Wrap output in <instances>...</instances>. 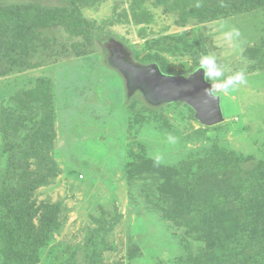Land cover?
I'll list each match as a JSON object with an SVG mask.
<instances>
[{"label": "rangeland", "instance_id": "obj_1", "mask_svg": "<svg viewBox=\"0 0 264 264\" xmlns=\"http://www.w3.org/2000/svg\"><path fill=\"white\" fill-rule=\"evenodd\" d=\"M207 6L215 5L0 0V264H25L11 255L24 247L38 249V264H235L233 240L218 246L201 214L178 212L181 198L161 189L164 179L132 175L145 151L210 191L205 200L219 209L228 201L234 218L244 214L250 188L222 159L235 152L244 173L264 166V0L249 13L190 15ZM73 14L89 23L83 31L54 20ZM222 24L240 30L238 50L219 39ZM110 38L138 64L160 58L169 75H189L212 53L226 75L244 70L248 83L221 97L224 121L207 127L184 103L129 98L109 64ZM42 84L46 94L32 95ZM45 114L53 139L36 143ZM245 254L264 264V224Z\"/></svg>", "mask_w": 264, "mask_h": 264}, {"label": "trees", "instance_id": "obj_2", "mask_svg": "<svg viewBox=\"0 0 264 264\" xmlns=\"http://www.w3.org/2000/svg\"><path fill=\"white\" fill-rule=\"evenodd\" d=\"M92 1L98 2L100 0ZM211 2L215 6H207L202 10H192L190 15H192L194 18L202 19L203 17H209V15L214 13L216 15L222 14L223 16H226L232 12L249 13L256 8V5L259 4L261 0H211ZM140 15L142 16V14ZM133 16L135 20L140 21L139 19L141 16H138L136 11H133ZM54 20L65 22L67 24L66 26L68 27V30L71 32H73L72 25L75 24V22H77L75 24L76 27H80L81 31H83L84 26L87 27L89 24L87 21H85V19L81 18L77 14H73V16L60 15L58 18L54 17ZM68 20L74 23L70 24ZM91 31L92 28L88 33ZM142 62L144 64L155 63L159 66L163 73L171 74L166 63H164L158 57L144 58ZM43 85L44 84L41 85L40 92L32 91V95L44 94L46 92V87ZM148 105L151 106L150 104ZM189 109L192 111V113H195L191 107H189ZM51 116L52 115L50 114L44 115L41 129L35 137L36 143L40 142L44 144L52 142L54 127ZM219 125L212 127L218 128ZM143 152L145 154L141 159L137 157V159L141 162L136 166L133 165L134 167L132 170V175L152 173L155 174V176L164 179L165 181L163 182L161 189L164 187L167 192L174 194L176 197L175 199L178 197L181 198L180 200L178 199V212H196L197 214H201V216L206 220L205 224L211 228L210 230L218 246H225L227 243H230L227 239H230L231 241L233 240L232 243L234 244L235 264H253L245 252L250 247L251 241L257 238L259 230L264 224V166L252 168L250 171L244 173L241 170L243 159L237 158L235 152H230V154L225 152L224 158L222 160L226 167L230 169V176L232 178L239 179L238 186L243 185L245 188H250L249 195L242 202V211L244 214L238 212L237 216L234 218L232 215L233 210L228 205V201H224V208L219 209V206L213 198L211 200H205L207 194L211 192H201L196 187L193 189L187 184V179L183 177V173L178 166H164L158 164L151 160L146 155L145 151ZM173 185H175L176 190H173ZM193 194L196 196V201L191 198ZM20 231L25 235V231ZM34 246L36 247V245ZM34 249L35 251L38 250L36 248ZM35 251H31V248L28 249L24 247L21 251V254L18 255L16 252H13L11 255H13L15 259H18L25 264H38L39 255ZM9 260H12V256H9Z\"/></svg>", "mask_w": 264, "mask_h": 264}, {"label": "water", "instance_id": "obj_3", "mask_svg": "<svg viewBox=\"0 0 264 264\" xmlns=\"http://www.w3.org/2000/svg\"><path fill=\"white\" fill-rule=\"evenodd\" d=\"M110 66L124 78L127 96L141 93L151 106L184 103L195 112V118L205 126H216L224 121L222 100H212L204 95L209 87L202 72L191 75H169L163 73L157 64L141 65L134 62L125 45L113 38L105 42Z\"/></svg>", "mask_w": 264, "mask_h": 264}, {"label": "clouds", "instance_id": "obj_4", "mask_svg": "<svg viewBox=\"0 0 264 264\" xmlns=\"http://www.w3.org/2000/svg\"><path fill=\"white\" fill-rule=\"evenodd\" d=\"M220 28L219 39L229 48L238 50L241 37L240 30L223 24L220 25ZM195 71L202 72L204 82L209 85V87L204 88V95L212 100L228 96L248 83L244 70H238L226 75V71L230 70L219 63L218 57L212 53L200 55Z\"/></svg>", "mask_w": 264, "mask_h": 264}]
</instances>
